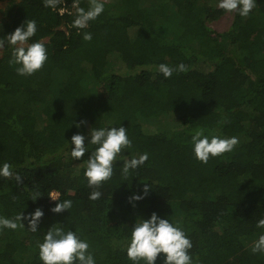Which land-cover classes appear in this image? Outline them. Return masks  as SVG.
<instances>
[{
	"label": "trees",
	"instance_id": "16d2710c",
	"mask_svg": "<svg viewBox=\"0 0 264 264\" xmlns=\"http://www.w3.org/2000/svg\"><path fill=\"white\" fill-rule=\"evenodd\" d=\"M159 1L147 8L146 0H103L104 11L77 30L73 0H60L63 14L42 0H4L0 37L35 20L29 43L41 40L47 60L19 76L10 46L0 49V162L21 176L0 178V216L44 212L37 232L27 221L0 229V264H42L38 242L53 225L78 231L96 264H132L124 250L130 228L154 211L190 238L193 264H264V253L251 250L264 233L256 227L264 217V0L247 17L233 12L231 27L215 37L208 22L226 13L217 0ZM204 38L216 46L208 54L189 47ZM160 63L188 70L164 78ZM111 125L126 127L132 141L118 159L144 152L148 159L127 178L115 161L113 176L96 189L101 197L90 200L83 172L95 146L72 160L67 140L79 132L87 143L91 127ZM196 127L239 142L201 163L190 144ZM146 184L144 199L130 204ZM50 193L71 208L52 212Z\"/></svg>",
	"mask_w": 264,
	"mask_h": 264
},
{
	"label": "clouds",
	"instance_id": "9594fccd",
	"mask_svg": "<svg viewBox=\"0 0 264 264\" xmlns=\"http://www.w3.org/2000/svg\"><path fill=\"white\" fill-rule=\"evenodd\" d=\"M44 7L51 8L63 14V8H57L60 0H42ZM256 0H217L216 6L226 12H236L241 17H247L255 7ZM76 14L72 20V27L84 29L90 21H94L104 11L103 0H90L87 9L79 6V0H73L72 5ZM37 31L36 21L26 19L17 26L11 33L0 37V49L7 44L11 49L10 64L15 65V72L19 76H29L38 71L47 60V50L41 40L29 43ZM92 35L85 32L84 40H90ZM185 64L180 63L175 67L165 63L156 66V71L164 78L172 76L173 72L187 71ZM85 121L77 123L79 128ZM225 123L224 120L217 121V124ZM119 125V124H117ZM67 140V139H66ZM85 135L77 132L71 136L68 145L72 147L69 155L72 160H81L89 148L95 146L87 157L83 175L87 186L94 189L89 193L90 200H97L102 193L96 190L101 183L109 180L114 174V162L120 159L119 156L125 149H130L132 141L124 126H100L91 127L85 143ZM235 136H220L213 134V131L204 127H196L191 131L190 144L192 154L201 163H207L210 157H217L226 152H231L238 144ZM148 159V153L144 152L130 159H123L120 172L127 178L132 171L143 165ZM0 178L15 179L20 182L21 176L15 172L13 165L7 161L0 162ZM149 186L146 184L141 193H133L129 203L134 205L135 201L144 199ZM41 194L35 193L30 199L35 201ZM48 196L57 201L51 209L54 213L68 210L72 206L71 200H57V194L50 193ZM44 212L37 207L31 213L23 214L22 211L14 219L0 216V229L15 230L18 227L17 221H27V228L32 232L38 231V225ZM256 227L264 229V217L256 221ZM89 243L82 239L78 231H72L65 227H50L43 236L42 242H38V258L42 264H96V259L89 251ZM192 242L184 230L178 225L170 222L168 216L161 217L155 211L148 218L139 217L130 228V235L127 238L125 247L126 258L132 264H155L158 255H163V264H193L189 250ZM252 252L264 253V233L258 235L253 242Z\"/></svg>",
	"mask_w": 264,
	"mask_h": 264
},
{
	"label": "rangeland",
	"instance_id": "374dc122",
	"mask_svg": "<svg viewBox=\"0 0 264 264\" xmlns=\"http://www.w3.org/2000/svg\"><path fill=\"white\" fill-rule=\"evenodd\" d=\"M146 3H147V8H150L152 5L157 6L158 4H160V1L159 0H146ZM4 7H5L4 0H0V8H4ZM233 18H234L233 12H226L221 17H219L217 20L208 22V26L214 32L212 36L215 37L217 35H220L226 32L231 27ZM188 45L189 47L193 49V51L198 52V53L204 52V54H208V52H211L213 49L216 48L214 42L211 41V39L209 38L197 39V40L192 41ZM218 51H220V49H218Z\"/></svg>",
	"mask_w": 264,
	"mask_h": 264
}]
</instances>
